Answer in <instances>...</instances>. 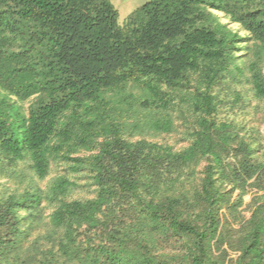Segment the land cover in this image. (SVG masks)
<instances>
[{
  "label": "trees",
  "instance_id": "obj_1",
  "mask_svg": "<svg viewBox=\"0 0 264 264\" xmlns=\"http://www.w3.org/2000/svg\"><path fill=\"white\" fill-rule=\"evenodd\" d=\"M118 16L110 0H0V180L60 160L94 190L0 182V264H264V137L221 116L249 107L241 85L264 101V0ZM175 113L186 147L131 139L174 132Z\"/></svg>",
  "mask_w": 264,
  "mask_h": 264
},
{
  "label": "rangeland",
  "instance_id": "obj_2",
  "mask_svg": "<svg viewBox=\"0 0 264 264\" xmlns=\"http://www.w3.org/2000/svg\"><path fill=\"white\" fill-rule=\"evenodd\" d=\"M113 6L118 11V23L122 24L125 18L128 14H130L134 9L141 6L148 0H110ZM232 28L236 29L237 26H233ZM242 91V93L247 94L248 98H250L249 101V107L243 112L241 109H235L233 110H222L221 116L226 117L227 119H233L237 120V122H240L241 124H244V129L247 131L248 127H256L261 135L264 137V101H258L255 100L251 93L249 92V86L248 85H241L239 87ZM130 97V101L132 103L131 106L134 105V99L132 96H135V90L133 89ZM138 93V92H136ZM179 100V99H177ZM136 106V105H134ZM138 106H136L137 108ZM184 107V106H183ZM185 110V108H182ZM129 112V111H128ZM177 112V111H176ZM132 116H143V111L138 110V113L136 111L130 112L129 114H126L124 117H132ZM176 118H181L180 120H177L175 122L176 129L174 132L170 134H160L153 132L151 130L146 129L145 131H142L140 133L130 134L129 136H132L131 139H140L145 138L148 141L156 142L160 144H168L171 145L175 150L182 149L187 146V130L192 127V122L190 118H187L186 114L184 116H179L178 113H175ZM246 133V132H245ZM18 169H21L26 177L23 178H17L14 176H8L6 175L2 180H0L1 183H6L8 186V190L5 192L12 191L11 189H14L17 193L22 192L27 186H34L39 188L41 191L45 192L48 190V188L52 185L53 181L55 179H58L60 177L66 178L68 181H70L73 184V189L70 192V195L68 196L69 199H87L92 198L94 196V190L93 187L90 184V181L88 180L87 176L84 173L75 174L72 173L68 164L64 163L60 160L51 162L50 165V171L48 176L43 179L39 180L34 177H32L28 167L24 164H21ZM236 193L232 196V200L235 199ZM254 197L253 192H249L246 194L243 198L242 205L238 208V211L240 212L241 216L245 217L246 219L249 218L251 212L250 207L252 204V199ZM44 212L43 216L44 218H47L50 214V209L48 208L46 202H43ZM222 213L228 214V211L222 210ZM228 258L225 264L231 259H234L237 256V253L229 250L227 251Z\"/></svg>",
  "mask_w": 264,
  "mask_h": 264
}]
</instances>
